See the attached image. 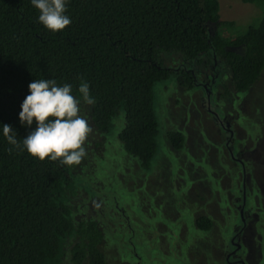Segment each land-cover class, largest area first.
I'll use <instances>...</instances> for the list:
<instances>
[{
    "label": "trees",
    "instance_id": "16d2710c",
    "mask_svg": "<svg viewBox=\"0 0 264 264\" xmlns=\"http://www.w3.org/2000/svg\"><path fill=\"white\" fill-rule=\"evenodd\" d=\"M242 1L255 4L261 16L236 33L233 22L219 19L216 0H67L72 22L58 32L39 22L31 0H0V264H108L109 207L86 198L73 177L91 175L86 165L118 110V141L141 168L148 166L157 134L152 89L169 75L179 87H194L195 65L219 58L234 91L259 80L264 0ZM175 58L178 64L166 66ZM36 79L70 84L81 100L80 115L93 131L80 164L41 161L23 148L36 123L21 124L19 113ZM81 81L89 84L94 105L83 103ZM5 124L19 148L4 137ZM167 140L174 149L182 146L179 132H169ZM197 225L206 229L210 222L198 218Z\"/></svg>",
    "mask_w": 264,
    "mask_h": 264
},
{
    "label": "rangeland",
    "instance_id": "374dc122",
    "mask_svg": "<svg viewBox=\"0 0 264 264\" xmlns=\"http://www.w3.org/2000/svg\"><path fill=\"white\" fill-rule=\"evenodd\" d=\"M216 1L219 19L233 22L236 33L261 16L253 3ZM218 61L195 65L201 72L194 73V87H179L174 74L153 85L156 150L146 168L117 139L123 127L118 110L86 165L91 175L73 177L86 198L109 207L108 264H238L227 257L237 232L240 264H264V70L253 86L234 91ZM224 115L232 132L216 121ZM171 131L181 134V148L169 144ZM244 203L251 208L245 223L237 209ZM198 218L209 228L200 229Z\"/></svg>",
    "mask_w": 264,
    "mask_h": 264
},
{
    "label": "clouds",
    "instance_id": "9594fccd",
    "mask_svg": "<svg viewBox=\"0 0 264 264\" xmlns=\"http://www.w3.org/2000/svg\"><path fill=\"white\" fill-rule=\"evenodd\" d=\"M39 10V22L53 32L64 30L71 24L67 12V0H31ZM27 95L21 105V124L36 128L23 139V148L28 154L43 161L59 160L63 165H78L87 155L85 143L92 133L89 122L80 115L81 100L73 95L70 84L58 85L53 79H36L28 85ZM83 103L94 105L90 86L81 81L78 89ZM9 144L19 148L12 126L2 127ZM11 151V149H9Z\"/></svg>",
    "mask_w": 264,
    "mask_h": 264
},
{
    "label": "flooded vegetation",
    "instance_id": "af4514ba",
    "mask_svg": "<svg viewBox=\"0 0 264 264\" xmlns=\"http://www.w3.org/2000/svg\"><path fill=\"white\" fill-rule=\"evenodd\" d=\"M219 61L218 62H220V63H222L223 61L221 60V59H219V58H217ZM214 63V62H213ZM224 63V62H223ZM222 63V64H223ZM226 66V65H225ZM217 66H215V68H213L214 70V72H215V74L217 73V71H219V68H216ZM196 72V75L198 76V72H201V71H199V69L197 70V71H191V74L194 76V81H195V73ZM228 76H229V73H228ZM195 85H196V83H195ZM207 85V84H206ZM206 85H203L204 87H203V89L206 91V93H207V95L209 94V90L207 89V87H206ZM202 88V87H201ZM231 88V87H230ZM207 99H209V96L207 97ZM206 106H207V103H206ZM223 110V109H222ZM216 121H217V123L219 124V126L221 127V129L224 131V132H227V133H229V132H232L231 131V127H229L230 126V122L226 119V117H225V115L224 116H222V117H220V118H216ZM256 203H254V205H255ZM246 203H244L243 205H239L238 207H237V209H238V213H239V215L241 216V218L243 219V222L245 223V218H246V215H248V211L251 209H249V210H247L246 209ZM257 209V208H256ZM249 216V215H248ZM247 216V217H248ZM238 233L239 232H237L236 234H234V237L231 239V245H232V248H231V251H228V255H227V257H228V259H229V257L230 256H232V258H233V260H231L233 263L235 262V261H238V264H240V262H241V260H239L240 258L239 257H237L236 255H235V253H237L239 250H240V248H241V241H240V237L238 236ZM228 259L226 258V261L227 262H229L228 261Z\"/></svg>",
    "mask_w": 264,
    "mask_h": 264
}]
</instances>
